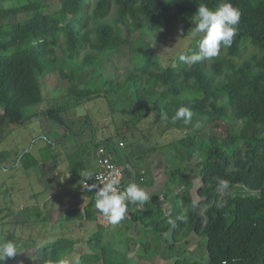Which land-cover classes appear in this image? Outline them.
I'll list each match as a JSON object with an SVG mask.
<instances>
[{"label":"trees","instance_id":"trees-1","mask_svg":"<svg viewBox=\"0 0 264 264\" xmlns=\"http://www.w3.org/2000/svg\"><path fill=\"white\" fill-rule=\"evenodd\" d=\"M8 1L0 4V140L7 128L22 124L27 108L44 101L40 76L50 66L57 67L75 101L118 96L133 88L137 105L129 107L132 115L126 122L155 114L162 135L169 128L185 131L172 141L181 162L162 169L157 181L153 178L158 190L149 203L129 204L131 214L110 223L107 233L106 225L98 223L89 249H78L76 264H264V0H230L241 18L232 46L192 67L179 57L198 51L199 37L170 64H164L151 43L166 41L170 29L193 16L200 3L215 9L222 0H54V11H48L50 0ZM125 46L127 71L122 79L111 77L105 60ZM62 57L72 62L73 71L59 64ZM181 106L193 113L188 125L172 120ZM65 111L55 105L35 116L66 125L59 142L63 147L70 138L92 131L89 150L108 147L111 155L99 157L108 155L126 166L128 157L121 155L113 137L94 140L89 121L75 130L64 121ZM222 123L228 124L226 135H204V127ZM47 141L49 151L41 150V160L56 159L55 143ZM9 156L0 152V168ZM21 158L38 162L30 152ZM68 159L75 171L68 184L78 185L86 178L88 162L80 148ZM216 178L225 180L227 188L218 187ZM87 194L86 205L61 213L63 220L84 224L95 219V191ZM25 214L39 221L48 218L39 209L27 208ZM8 240L18 242L21 253L6 264H68L79 242L59 235L29 255L23 252L28 241L12 230H0V242Z\"/></svg>","mask_w":264,"mask_h":264},{"label":"rangeland","instance_id":"rangeland-1","mask_svg":"<svg viewBox=\"0 0 264 264\" xmlns=\"http://www.w3.org/2000/svg\"><path fill=\"white\" fill-rule=\"evenodd\" d=\"M1 3L8 5L9 1L0 0ZM49 3L48 11L57 9V1L50 0ZM22 18L23 16L12 17L13 20ZM192 27L190 17L182 19L170 29L166 41L151 43L164 64L174 63L177 56L188 47L194 38L189 33ZM145 39L150 40V36L146 35ZM58 52L62 56L60 49ZM128 52L125 46L109 55L105 60V72L114 78L119 74L122 79L128 67ZM82 55L80 53L77 59L81 60ZM59 64H63L67 72L74 69L72 62L66 57H62ZM40 80L44 101L27 108L22 124L7 128L0 140V152H10L9 158L2 162L0 168V230H12L28 241L29 244L23 252L29 255H34L36 247L54 240L59 235L72 237L79 242L74 255L68 259V264H76L78 249H89L88 239L90 233L97 229V224L106 225L105 233L111 226L97 210L95 219L85 221L84 224H79V220H63L61 213L73 208H83L90 199L87 193L79 191V184H68L75 173L68 155L80 148L90 172L94 171L91 170L94 167L93 158L100 153H111L109 148L104 146L97 147L95 151L94 148L89 150L90 147H87L86 143L89 142L92 131L72 137L64 147L61 146L59 142L67 131L66 125L58 124L45 116L38 118L35 114L55 105H63L66 109L62 114L64 121L75 130L89 121L95 130L94 140L113 137L116 145L122 148L121 155L128 157L124 178L129 176L128 179L145 189L150 197L158 190L153 181L161 178V170L180 164L172 141L185 131L176 132L175 129L169 128L162 135L160 119L155 114L148 115L136 123L126 122V117L132 115L129 107L137 105L133 88L121 91L118 96L107 94L90 101H75L74 97L68 95L67 82L60 77L57 67L50 66L48 72L40 76ZM112 108L116 110L113 111ZM227 127L226 123L219 127H204L203 133L207 137L212 134L224 136ZM237 127L240 128L239 124ZM46 139L55 143V149L59 153L56 159L41 160V150L49 151ZM25 152H30L38 160L37 164H32L30 158L22 159L21 156ZM77 173L80 175L79 170ZM164 203L162 202L163 205ZM27 208L41 210L42 215L48 217L47 220L29 218L25 214ZM127 214L130 215L131 212ZM129 231L135 233L133 230ZM133 256L134 253L130 254V257ZM143 263L152 264L146 260H143Z\"/></svg>","mask_w":264,"mask_h":264},{"label":"clouds","instance_id":"clouds-1","mask_svg":"<svg viewBox=\"0 0 264 264\" xmlns=\"http://www.w3.org/2000/svg\"><path fill=\"white\" fill-rule=\"evenodd\" d=\"M240 19L238 9L232 5L230 0H222L215 9L200 3L197 12L190 17L193 27L189 32L192 37H199L198 51L190 55H181L180 61L192 67L217 57L222 47L230 48L237 35ZM192 118V111L184 106L177 107L172 116L174 122L183 121L185 125L190 124ZM93 177L99 182L88 184L89 191L95 189L94 207L113 225L125 218L129 204L144 206L151 200L148 192L135 182L120 187V182L115 177L102 180L99 175L88 173L86 183ZM216 179L218 187L227 188L225 180ZM177 219L183 221L186 218L179 216ZM168 223L173 224L174 221L169 219ZM19 253H21L20 244L15 240L0 242V264H6L9 259L16 257Z\"/></svg>","mask_w":264,"mask_h":264},{"label":"built area","instance_id":"built-area-1","mask_svg":"<svg viewBox=\"0 0 264 264\" xmlns=\"http://www.w3.org/2000/svg\"><path fill=\"white\" fill-rule=\"evenodd\" d=\"M99 164V170L92 173V175H99L102 180L109 179L112 177H115L120 182V187H122L124 176H125V168L116 163L111 159L108 155H102L99 157L98 160ZM99 183L95 177L91 178L86 183V178H84L80 182L79 191L82 193H87L88 190V184H97ZM102 186V185H101ZM95 191V189H93Z\"/></svg>","mask_w":264,"mask_h":264},{"label":"crops","instance_id":"crops-1","mask_svg":"<svg viewBox=\"0 0 264 264\" xmlns=\"http://www.w3.org/2000/svg\"><path fill=\"white\" fill-rule=\"evenodd\" d=\"M98 157H99V155L97 156V157H95L93 160H94V167L91 169V170H94V171H90V172H88V173H94V172H96V171H98L99 170V164H98ZM111 159H112V157H111ZM113 160V159H112ZM114 161V160H113ZM127 165V164H126ZM126 167V166H125ZM131 170V169H130ZM87 173V174H88ZM128 177L129 176H126V181L125 182H127V180H129L128 179ZM131 178V177H130ZM124 180H125V178H124ZM130 181V180H129ZM79 185H78V188H79V186H80V182L78 183ZM88 196V195H87Z\"/></svg>","mask_w":264,"mask_h":264},{"label":"water","instance_id":"water-1","mask_svg":"<svg viewBox=\"0 0 264 264\" xmlns=\"http://www.w3.org/2000/svg\"><path fill=\"white\" fill-rule=\"evenodd\" d=\"M55 115H57V114H55Z\"/></svg>","mask_w":264,"mask_h":264}]
</instances>
